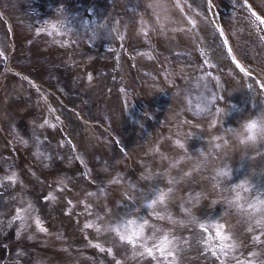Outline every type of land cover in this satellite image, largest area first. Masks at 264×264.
<instances>
[{
  "label": "bare ground",
  "instance_id": "bare-ground-1",
  "mask_svg": "<svg viewBox=\"0 0 264 264\" xmlns=\"http://www.w3.org/2000/svg\"><path fill=\"white\" fill-rule=\"evenodd\" d=\"M9 1L7 3H10ZM125 1L25 0L24 10L28 13L22 17V22L19 20L21 18L20 14L3 9L4 4L0 3V58H2L1 65L6 67L5 71L1 72L4 73V78H0V86L3 88V90H0V96L8 91L6 88L8 84H11L14 93H18L19 97L21 96V105L24 108H31V106L33 108V111L27 115L28 122L25 120L20 124V120L17 121L18 130H16L26 136L30 133L29 128L33 126L36 130L39 129L38 138L43 137L42 141H39L41 145L45 142L50 146H54L53 149L58 148L55 144L63 145L64 148L66 145L70 150L74 149L76 152L70 154L71 156L69 154L65 155L64 160L56 161L55 154L58 149L55 152L52 151V158L50 155V159L56 164L55 167L59 168L58 172L53 170L51 172V175L58 178L57 183L52 187L50 179L41 176L43 175L41 167L30 164L31 166L28 165L27 168L25 165L27 171L22 173L25 174V177L23 178L19 174L18 180L13 181L14 186H16L15 197L17 199L22 197L23 192L27 191L30 181L33 182V178H37L35 181L37 180L40 184L45 183L40 187V191H45L44 198L52 203L53 201L60 202L62 198L58 195L50 197L51 190L54 191L55 189L56 192L62 190L63 193L59 194H62L63 197L65 195L70 196L68 202L70 204L75 203L73 200H76V196H74L76 191L83 194L80 197L82 203H85L82 205L83 207L88 206L89 203L92 204V201H96L99 206L103 205L104 208H108L109 214L106 215L104 212V218L102 213L97 211V214L99 213L101 216L99 219L103 218L101 223L106 228L102 224L98 225L100 222L97 218L95 221L86 222V224L85 222L81 223V225L91 230V241L85 246L89 248L97 246V250L103 249V253L108 252V255L111 256H115L121 249L124 257L120 258V264H132V257L138 258L141 250H143L145 257L148 255L155 264L180 262L182 257L185 258V256L173 247H177L176 241L183 232L188 235L187 242L183 243L188 248L194 246L191 245V242L195 235H197L196 239L201 235L202 238H207L204 252L206 253L210 249L211 253L216 252L221 255H217L219 257L218 262L210 261V264H248L256 261L264 264V252H262L264 249V233L262 228L256 229V219L253 218L252 214L247 217L246 226L235 223L236 221L231 219L226 221L224 216L226 213L224 212V215H221L223 204L218 203L220 196L217 194L219 192L217 189L214 190L212 196L206 194L204 197L200 196L199 199L207 207L214 206L216 209L215 214L210 210L205 212V209H201L202 203L195 206V202L198 200L197 197H199V194L195 191H189L191 192L189 196L194 199L192 204H189L192 206L189 207L185 201L187 197L182 199L179 197L178 192H169L176 185H182L181 179L180 181H168V183H146L144 176L148 172L147 165L149 161L145 157H140L141 154H146V151L152 145V137H155L156 134L159 135L160 132L163 133V127L167 125L164 120H159L160 117H158L155 109L152 110L147 107L149 105L148 94L152 90L151 86L155 84L153 83L154 76L156 80L158 78L161 82L164 81L165 84H170L168 82L169 73H171L170 64L166 65L163 51L164 43L169 35H160L155 25L165 18H181V22L184 24L183 31L178 32V35L183 37L187 33L186 27H200L195 22L192 23L195 25L190 23L194 21L193 18H200V14L197 13L198 6L202 7L199 11H205L207 18H211L218 27L222 21H225L224 18H220L223 11L238 12L236 19L239 24L244 18L243 8L248 10V7H243L248 4L243 5V2L249 1L235 0L237 3L234 5L230 0V4L225 3L223 6L218 4V0H145V4L148 3L146 5L143 3L144 0H132L126 4ZM257 1L254 0V2ZM92 2L95 4V10L103 16L102 24L106 27H111V24L108 23L111 15L107 13L108 11L115 14L123 9L122 11H127V15H123L124 19L114 18L116 21L113 20L109 34L106 36L97 37L93 24L88 28L85 25L82 29H77L79 31L77 35H81L78 39L80 41L76 43L75 34H71L74 31V25L77 23L80 25L88 19L82 17L89 13ZM258 3L262 9L264 6L260 4V1ZM249 5L251 9L256 6V4L251 5V2ZM195 6H197V9L194 8ZM194 10H196L195 13ZM125 16L128 18H125ZM76 18L80 19L77 23H75ZM44 19H48V21L63 19V21L68 20L69 24L60 34L59 32L54 34L50 31V33L40 35L39 30H41V22ZM219 28L221 29L222 40L226 42L225 45L222 44L219 35L216 33H214L215 35H209L205 44V46H208V49L205 50L208 56L202 52L203 48L198 49L192 44L194 48L191 51H194V57L192 61L189 60L192 65L193 61L197 63L198 61L203 63L209 61L218 83H220L221 90L226 93L221 95L216 110H209L208 114L210 116L200 121V124H208L210 128L208 133L202 134L205 137L203 140L206 137H211L213 144L223 143V146L228 147L230 153L226 160H222L221 153L210 154L207 161L210 164L218 162L217 166L224 168L225 166H231L232 162L241 155L242 157L249 155L251 163L248 167L241 163V167H238V169L241 171L242 176L234 172L233 182L236 191H239L240 194H243V197L249 200L254 199L256 205H259L262 199L260 195L264 197V77H261L262 74H259L253 68L256 63L255 55L250 54L244 57L241 51L242 47L230 41L233 37L230 35V28L228 26L224 29ZM258 28L261 29L258 35L260 37L264 36V28ZM258 28L252 27L249 30L257 35ZM197 36L199 38L197 42L202 45L205 36L202 37V33L199 31H197ZM212 37L216 39L212 40ZM26 39H35V42H33L34 48H39L36 53L42 56L47 54L52 58L49 60L53 63L47 64L49 60L43 58L41 65L35 64L34 67L16 66L13 58H20L21 55L15 54L13 50L17 48L22 40ZM215 41L217 42L214 43ZM253 43L257 42L254 41ZM225 46L226 49L223 48ZM221 50L224 51L223 56H221ZM139 53L154 54V59L150 60L147 56ZM233 59L236 63H232ZM180 60L181 58L172 59L173 62ZM169 61L171 60L169 59ZM62 62H66L65 64L68 65H63ZM148 67L153 69L149 70ZM118 70L120 74H117ZM150 76L153 77L152 81ZM94 78L96 81H94ZM231 84L234 86L233 95L229 91ZM86 87L91 88L93 93L90 92L89 94ZM174 87L175 85H173ZM238 104L244 106L241 111L236 109ZM4 105L5 103H0V114L6 110ZM166 114L168 117L171 116L170 112ZM185 119L180 118L178 120L180 125L191 122L188 126L192 128L193 121H189L190 118ZM136 122L139 125L137 124L136 128L132 127V123ZM178 122L176 121V124ZM200 124L198 122L199 126H201ZM139 126L143 129L141 133L136 131ZM181 130L183 129L181 128ZM185 131L181 135L185 134L188 137L189 134L193 133L189 129H185ZM175 132L176 135H179L177 134L179 132ZM202 135L195 134L197 138H202ZM95 140H97L96 143ZM238 140L242 142L240 145L238 144L239 147H237L236 142ZM173 141L176 143V140L173 139ZM173 141L166 139L165 146L172 148L164 152L163 167L168 169L170 167L169 161L175 160L176 155H178L177 160L185 158L186 152L188 153L186 158H190V160L185 159L177 164L173 161L176 164L175 169H177L178 174L185 170L189 172V168L194 171L195 167L198 166L196 165L198 160L189 156L194 149L191 150V146H187L189 144L184 145L178 142L176 145H179L178 148L180 149L178 153H174V146L176 145ZM123 142L124 145H122ZM39 143H36L35 140L32 141L31 136L27 141H24L22 151L18 150L16 152L19 155L18 157L21 159L22 155H28L33 146ZM8 145L11 146L12 144L9 142ZM126 146L128 149H132L130 152L133 155ZM95 147L97 148L95 149ZM93 149L100 156L98 161L100 169L103 165H110L112 166L111 169L109 168L110 171L91 175V172L82 170L86 165L92 167L93 160L89 156ZM113 149H116L115 152ZM5 150L7 151V148ZM182 150L185 152L182 153ZM121 151H123V154L120 155ZM123 155L126 158H122ZM73 156L74 158L82 156L84 160L79 163L74 172L67 173L69 168L74 165ZM127 156H129L130 161L126 160ZM114 157H116V160L113 159ZM199 158H202L201 155ZM48 160L46 159V161ZM256 163L262 165L261 168H256ZM160 165L162 163L155 160L150 168L155 172H161ZM256 169L263 178H260V176L253 177L254 173L257 172ZM81 172L84 174H81L84 176L85 181H83L85 183L83 186H79V182L83 177L77 175ZM66 173L68 177H71L70 180H64ZM74 174L76 180L73 181ZM30 175L32 176L30 177L31 180L28 178ZM213 176L220 179L223 175L217 172ZM226 177L228 176L226 175ZM188 181L184 182L187 188H193L194 183L198 187L203 185L202 179H197L194 183H191L188 178ZM228 182H231L230 179ZM171 183L175 185L172 186ZM155 184H159L161 190H158L160 192L158 195L154 191ZM167 184L168 186H166ZM38 191L36 192L34 188L32 190L30 188L27 192L28 197H33ZM230 192L231 188L227 189L225 194L230 197ZM149 194L155 197H151ZM214 195H217L218 199L213 200ZM72 198L74 199L72 200ZM248 204L253 203L249 201ZM237 205L243 211L247 209L249 213L251 212L244 200ZM89 210L93 211V208L89 207ZM79 218L82 219V217ZM27 220L22 224L24 225ZM29 223L31 226L27 244L32 249L34 248L38 253V257L40 255L48 260V256L32 240L37 235L34 229L35 223L33 221H29ZM238 225H240L239 228L236 227ZM39 226L42 225L39 224ZM110 226L114 227L113 236H116V243L113 246H109L105 242L100 244L99 239L101 237L102 239H106L107 236L108 238L111 237ZM102 228L105 230H102ZM122 246L124 249L126 248L125 251ZM80 249L89 250L83 246ZM255 253L258 254L259 259L255 258ZM95 255L100 258L98 254L95 253ZM167 255H169L168 258H166ZM98 258H94V261H98ZM52 262L50 261V263ZM134 262L140 264L142 260L141 258H135ZM2 264L7 263L3 262Z\"/></svg>",
  "mask_w": 264,
  "mask_h": 264
},
{
  "label": "rangeland",
  "instance_id": "rangeland-1",
  "mask_svg": "<svg viewBox=\"0 0 264 264\" xmlns=\"http://www.w3.org/2000/svg\"><path fill=\"white\" fill-rule=\"evenodd\" d=\"M7 1L9 0L0 1L2 5L4 4L3 8L10 12L15 11L16 14H20L21 18H19V20H21L22 22L23 21L22 17L28 13V11L24 10L25 0H10L9 1L10 3H7ZM129 1H132V0H126L125 4ZM247 1L249 2H245V3L243 2V5L246 3L249 5L251 2V5L256 4V6L254 7V9H251L249 7L250 5L243 6V7L245 6L248 7V10L247 9L244 10L243 8L242 12L244 14V18H242L239 24L237 23V19H236V14H238V12L223 11L221 13L220 18H224L225 21H222L219 27L224 29L226 26H228L230 28L229 29L230 35L233 36L230 41L242 47L241 51L244 57L246 55L249 56L250 54L255 55L256 63L253 68L256 72H258L259 74L260 73L262 74L261 77H264V36H261L262 37L261 38L258 35L259 31H261V29L258 27L264 28V23H263L264 20L259 19L261 16L264 18V7H262L261 9L258 1H260V4L262 6H264V0H258V1L256 0L257 2H254V0L253 1L247 0ZM143 3L145 4V0L143 1ZM225 3L230 4V0H218V4H222V6L225 5ZM232 3H234L235 5V3L237 2L235 0H232ZM92 6L93 7L95 6L93 2H92ZM92 6L90 5L91 15L95 17H98L99 15H101L99 12H97V10H95V7L93 8ZM194 8L197 9V6H195ZM200 8L202 7L198 6V12H197L198 14H200V18H193L194 21L191 20L192 22H190L191 25L199 24L200 27L198 26L196 27L192 26L189 28L186 27L187 33H185L183 37L181 35H178V32L181 33V31H183L184 24L183 22H181L182 21L181 18H165L163 21L155 25L160 35H163V36L169 35V37H167L164 43L165 46L163 47L164 49L163 51L165 53V58H164L165 63L167 65L170 64L169 69L171 70V73H169V77L171 79L170 81H168L170 82V84L167 85V83L165 84L164 81L161 82L160 79L158 78L156 80L155 76L154 78L150 76L151 81L153 78L154 79L153 83L155 84L151 86L152 90H150V93L148 94L149 105L147 107L148 109L149 108H151L152 110L155 109L157 111L158 117H160L159 120H164V122H166L167 125L163 127L164 128L163 133L160 132L159 135L156 134L155 137H152V145L148 148V150L146 151V154L140 155L141 158L145 157L149 161L147 165L148 172L145 173L144 177L146 178V181H147L146 183L148 184L149 183L152 184L156 182L157 183H168V181L169 182L170 181L173 182V180L180 181V179H181L182 184L185 181L189 182L188 181L189 177L184 176L186 173L184 174V173L179 172L180 174H178L177 169H175V165L179 163L180 161V160H177L178 155H176L175 156L176 159L173 160L176 164L173 161H169L170 167L168 169L163 167V161H165L164 152H166L167 150L169 151V148H172V147L165 146L166 139H169L170 141H173L174 139L176 140V143L180 142V139H184L183 141H186L187 143H189V146H191L192 150L194 149L192 158H194L196 155H199V156L201 155L202 157V158H199V161H198L199 164H198L197 178H194L195 176H192V177L190 176L191 178L189 179L191 183L192 182L194 183L195 180L197 179H202L203 181L202 183L203 185L200 186L201 188L199 187L200 190L203 191L201 192L202 196L199 194V197L197 198L200 199V196L204 197V195L208 194V192L212 193L214 192L215 189H217L219 191L218 195L220 196L219 199L218 198L217 199L221 201L220 204H223V212L221 213V215L223 216L224 212L226 213L224 215L226 221L231 219L232 221H236L235 223H240L246 226L247 217L249 216V214H252L253 218L256 219V224L258 225V226L256 225V229L262 228V231L264 233V205H261L259 203V205L256 206L255 210L252 209L253 213L252 212L247 213L246 211H243L241 208H239L238 205H234L235 207H233V205H230L229 203L227 204L228 201L226 199L228 196L225 194L226 190L230 188L232 190L233 188L229 184L224 183L223 181L224 176H222L220 179H216L217 177L213 176L214 174H217V172L224 175L223 174L224 168L217 166L218 162L217 163L214 162L213 164H210L207 161V157H209L210 154H215L216 152H218V153H221L220 156L221 158H223L222 160H226L227 156L230 153V150L228 149V147H226L225 145L223 146V143H219L218 145H215V144H212L213 141H211L212 143L207 139L205 141L203 140V138H205L203 135L201 136L202 138H197V136H195V134H200V133L203 134V133H206L207 131L209 132L210 128L208 124L202 125L200 124V121L205 120L210 115L208 114L209 110H213V109L216 110V107L220 101L221 95L226 94L223 90H221L222 88L220 86V83H218V80L214 74V70L209 64V61L207 64L203 62H199V61L198 63L196 61H193V65L192 63H189V60L192 61L194 57V54H193L194 51L193 52L191 51L192 48H194L192 44H194V46H196L198 49L203 48L202 52L206 56H208L207 53L205 52V50L208 49V46L207 45L205 46V44L207 43L206 42L207 36L209 37V35L216 33L217 35H219V39L220 41H222V44L225 45V41L222 40L221 29L216 25V23H214L211 20V18H207V13L205 11L203 12L199 11ZM122 10L123 9H121L120 12L115 13V14L112 13L111 11L107 12L109 13V15H111L109 18V22H108L109 24H111V27H112L114 18L124 19L123 15H127V11H122ZM195 12L196 10H194V13ZM125 18H128V17L125 16ZM55 22H56L55 23L56 26L63 25L58 21H55ZM194 22L195 24H192ZM111 27L107 26L106 28H104V30L99 31V33H97L96 36L101 37V35L103 36L108 35L109 34L108 32L110 31ZM252 27H255L256 29L258 28V31H256L257 35L250 32L249 28H252ZM46 30H47L46 25L42 24L40 35L43 33L45 34ZM197 31L202 33V37L205 36L204 40H202L203 42L202 45L200 44V42L199 43L197 42L199 40L197 36ZM214 39L216 38L212 37V40ZM234 39L236 42L234 41ZM254 41H256L257 43H253ZM33 42H35V39L22 40L20 44L17 46V48H14L13 52L15 54H18L19 56L21 55L20 58H14V61H15L14 64L16 66L25 65L27 67L28 66L34 67L35 64L41 65L43 63V58H45L46 60L52 59L47 54L42 56L36 53V51L39 48L38 47L34 48ZM216 42L217 41H215L214 43ZM223 48L226 49V46ZM166 55L168 56L166 57ZM223 55H224V51L221 50V56ZM177 58H181V60L178 62L172 61V59H177ZM169 59L171 61H169ZM49 61L47 64L53 63L52 61L50 62ZM1 62H2V58H0V76H1L0 78L2 79L4 78L3 77L4 73L2 74L1 72L5 71V68L3 67V65H1ZM65 63H63V65H68ZM178 77L182 83L181 89L179 88L177 90H173L172 82L175 83ZM4 85L3 87L7 86V85L5 86ZM233 87L234 86H232V84L229 87L230 89L229 91L231 95H233V90H234ZM1 88L2 87L0 86V90H3V88L2 89ZM6 89L8 91H5L2 94V96H0V103L1 104L5 103L4 109H6L4 112L0 114V148L1 149L7 148V151L5 150V153L0 151V176L6 177L9 173L15 174L17 176L18 173L15 172L16 169H18V171L21 173H26L25 171L27 170L25 169L26 168L25 165L28 168V165L36 164L39 167H41V170L43 171L42 173L43 175L41 176L45 178L47 177L48 179H50L49 181H51V187H52V185H55V183H57L58 178L51 175V172L52 170L58 172L59 168L55 167L56 164H54L53 161H51L50 159V155L52 158L51 153L57 151L58 149L57 153L55 154L56 155L55 160L59 161V160H64L65 155L69 154V156H71L73 153L75 154L76 152L70 150L69 147H67L66 145L64 148L63 145L60 146V145L55 144L56 147H58L57 149H53L54 146L52 145L50 146L45 142L43 143V145H41L39 141L40 140L42 141L43 137L38 138L37 133L39 129L37 128L38 130H36L33 126L29 128L30 133L26 134V136L24 133L17 131L18 130L17 121L19 122L20 120V124L25 122V120L28 119L27 118L28 113L32 112L33 108L31 105H30L31 108H27V107L24 108L21 105L22 103V101L20 102L21 96L19 97L18 93L17 94L14 93L13 88L11 87V84H8ZM88 90H89V94L90 92L91 94L93 93L91 88H89ZM243 107L244 106H241L240 104H238L236 109L238 111H241ZM167 112H170L171 114L170 117L166 116ZM180 115L182 116L180 117ZM180 118L184 120H186L185 118L187 119L190 118L189 121H193L194 125L191 124L193 125V127L189 128L188 126L191 122L189 124L185 123L184 125L182 124L180 125V122H178ZM176 121L178 122V124H176ZM26 122H28V120ZM198 122L202 126L198 127ZM133 126L136 128L137 124L135 125L132 124V127ZM138 128L139 129H136V131L141 133L143 129H141L140 126ZM181 128L183 130H181ZM185 129H189L193 133L192 134L186 133V134H189L188 137L185 134L181 135L180 131L186 132ZM175 131L179 132L177 133L179 135H176ZM31 136H32V141L35 140V142L39 144L34 145L33 148L31 149L32 151L28 153V155L26 154L22 155L20 159L18 157L19 155L16 152L18 150L22 151L23 149L22 146L24 145V141H27ZM92 139L94 140L93 137ZM96 141L97 140H95V143ZM9 142L10 144H12L11 146L8 145ZM236 142H237V147H239L240 143H242L239 140ZM122 145H124V142L122 143ZM96 148L97 147H95V149ZM176 148H175V153H178L179 149L178 147ZM95 149L92 150V153L89 156L93 160L92 167H88L86 165L83 167L82 170H87L89 171V173L91 172L90 173L91 175L93 173L101 174L102 172L110 171V169L112 168V166L110 165L109 166L103 165L100 169V165L98 163V161L100 160V156L97 155L98 152ZM115 150L116 149H113L114 152ZM131 150H132L131 148L128 149L129 152ZM121 154H123V151H121L120 155ZM123 157L126 158L125 155H123L122 158ZM115 158L116 157H114L113 159ZM46 159H49V160L46 161ZM81 160H84V159L82 158L78 160V157L74 158V165L69 168L67 173L74 172L79 166V163ZM126 160L130 161L129 156H127ZM155 160L159 163H162V165H160V169L162 170L161 172H155L151 170L150 166L151 164H154ZM19 165H21L22 167ZM111 165H112V162H111ZM260 166L261 165H256L255 167L261 168ZM207 167L209 168L207 169ZM172 172L174 173L172 174ZM67 173L66 175H64L65 176L64 180L71 179V177H68ZM81 174L82 172L80 174L78 173L77 175H81ZM82 175L81 177L83 178L80 180L79 186L85 185L84 176ZM254 175L253 177L257 178L261 174L257 170V172H255ZM5 177L0 178V179H3V181H0V213H4L5 215L9 213H13V212L14 213L12 215L13 218L11 219V221H9L8 219L6 220L3 218H0V227L5 226L4 227L5 229H2V231L0 232V264L6 261H8L9 264H65V263H69V264H120V258L124 254L121 249H119V251L117 252L115 256H111L110 254L108 255V252L103 253V249L97 250V246L94 248H89L85 246L89 241H91V237H90L91 230L90 228H87V227H84V225H81V223L85 222L86 224V222L95 221V219L97 218L98 221L100 222L98 225H101V224L103 225V223H101L103 222V218H104L103 214L104 212L106 215L109 214L108 208H104L103 205L99 206L96 201H92V204L89 203L90 205L88 204V206L83 207L82 205L85 203H82L81 201L82 199L80 198L81 195L83 194L81 193L79 194L76 191L74 195L76 196V200H73L74 198H72V200L75 203L70 204L68 203L70 196L65 195V197H63L62 194H59V193H63L62 190H57L56 192L55 189L54 191L51 190V193L49 194L50 197L52 198L53 196L56 197L58 195V197L61 196L62 198L60 199V202L53 201L52 203L51 201H48L47 198H44L43 195L45 191L43 190L40 191V187L45 185V183L40 184V182H37V180L35 181V179L37 178H33L32 180L33 182L30 181V183L28 184L27 191H24L23 196L17 199L14 194L16 190L15 189L16 186H14L15 183L13 182V178L6 179ZM22 177L24 178L25 174H22ZM30 177L32 176L30 175L28 177L31 180L32 178ZM59 178H61V176H59ZM204 179L206 180L204 181ZM74 180H76L75 174L73 176V181ZM87 181H90V180H87ZM195 184L196 183H194L193 186H195ZM158 185L155 184V187H154L155 188L154 191L156 192L155 194L157 195L160 193L158 192V190L161 191ZM174 185L175 184H172V186ZM166 186H168V184ZM178 186L179 185H176L172 191H169V190L168 191L170 193H172L173 191H174L173 193H177L176 191H180V189L178 190ZM30 188L31 190L32 188H34L36 192L39 190L38 193L36 195H33V197L31 198L28 197V193H27ZM147 193L149 192L147 191ZM222 194H224V196H222ZM70 195H73V194H70ZM84 196L86 195L84 194ZM41 201H43V203H41ZM21 205L22 207L19 208ZM89 207L93 208V211L89 210ZM20 210L22 211L21 214L19 213ZM73 210L74 211L76 210V211L74 212ZM209 210L210 212H213L214 214L216 213V209L214 206L211 207ZM97 211L102 213L103 218L101 220L99 219L101 216L99 215V213L97 214ZM77 212H78V215H77ZM21 215L25 220L28 219L29 221H33L35 223L34 229L37 234V236H35V243L38 246V248L44 251V253L48 256V260L45 257L40 256V255L38 257V253L34 250V248L32 249L27 244L29 241V239H27L28 238L27 236L25 237L23 236L19 240L20 242H15L17 239L20 238L17 236V230H18L17 228L22 223ZM79 217H82V219H80ZM39 224L42 226H39ZM103 226L105 227V225ZM236 227L239 228L240 225ZM113 229H114L113 226L109 227L111 237L108 238L107 236L106 238L107 241L106 239L104 238L102 239L101 237L99 239L100 244H103L105 242V243H108L109 246L110 245L113 246L116 243L115 241L116 236H113V232L115 230ZM102 230H105V229L102 228ZM97 231H100V230H97ZM185 233L186 232H183L182 235L180 234L179 239H177L176 241L177 247L172 246L174 249H177L180 254H183L185 258L182 257L180 262L177 263L174 261L171 264H210V261L218 262L217 259L219 258L218 256H221L220 254H217L216 252L211 253L210 249H208L206 253L203 250L204 247H206L205 243H206L207 238H202V235H201L199 238L196 239L197 235H195V237L192 239V242H191V245H194V246L188 248V246H185L183 244L185 241L187 242V239H188L187 238L188 235L187 233L186 234ZM182 236L186 239H184ZM82 246L86 247L89 250L84 251L83 249H80V247ZM125 249L123 248L124 251ZM262 252H264V249L262 250ZM95 253L98 254L100 258H98L97 255H95ZM255 255H256L255 258L259 259L258 254L255 253ZM168 257L169 255H167L166 258ZM94 258L95 259L98 258L99 262L97 260H96L97 262L94 261ZM135 258L136 259L141 258L142 262L140 264H155L154 262H152V259L148 257V255L147 257H145L143 250H141L138 258L137 257ZM135 258L132 257V260L134 264H137L134 262ZM50 261H53V262L50 263ZM236 264H244V263H236ZM248 264H261V263H259V261L258 262L256 261V262L248 263Z\"/></svg>",
  "mask_w": 264,
  "mask_h": 264
}]
</instances>
